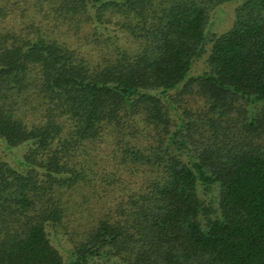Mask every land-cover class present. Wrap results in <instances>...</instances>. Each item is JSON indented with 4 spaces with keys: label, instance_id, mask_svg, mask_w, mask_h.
Returning a JSON list of instances; mask_svg holds the SVG:
<instances>
[{
    "label": "trees",
    "instance_id": "1",
    "mask_svg": "<svg viewBox=\"0 0 264 264\" xmlns=\"http://www.w3.org/2000/svg\"><path fill=\"white\" fill-rule=\"evenodd\" d=\"M0 142V264H264V0H0Z\"/></svg>",
    "mask_w": 264,
    "mask_h": 264
},
{
    "label": "rangeland",
    "instance_id": "2",
    "mask_svg": "<svg viewBox=\"0 0 264 264\" xmlns=\"http://www.w3.org/2000/svg\"><path fill=\"white\" fill-rule=\"evenodd\" d=\"M235 5L236 1L217 6L212 12L211 23L208 26V31L216 32L228 28L231 25L234 17ZM199 68H201V61L195 65L194 70H198ZM3 145L4 144L0 142V157L3 160H7L12 165H16V163H18V161L21 159L23 152L25 151V147L12 148L11 150H8L4 148ZM57 246L62 253H65L63 251L65 246L60 244H57Z\"/></svg>",
    "mask_w": 264,
    "mask_h": 264
}]
</instances>
